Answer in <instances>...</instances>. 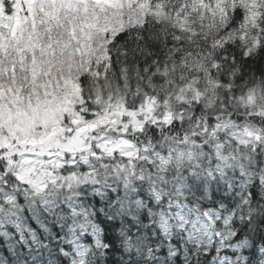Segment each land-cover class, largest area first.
<instances>
[{
  "label": "snow or ice",
  "instance_id": "obj_1",
  "mask_svg": "<svg viewBox=\"0 0 264 264\" xmlns=\"http://www.w3.org/2000/svg\"><path fill=\"white\" fill-rule=\"evenodd\" d=\"M0 264H264V0H0Z\"/></svg>",
  "mask_w": 264,
  "mask_h": 264
}]
</instances>
